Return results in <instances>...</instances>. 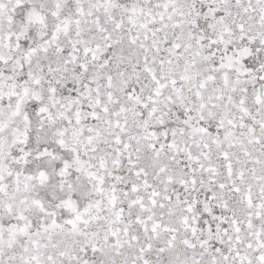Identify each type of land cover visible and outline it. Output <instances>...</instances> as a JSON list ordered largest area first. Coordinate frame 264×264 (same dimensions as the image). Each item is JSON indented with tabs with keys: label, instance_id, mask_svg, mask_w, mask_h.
Masks as SVG:
<instances>
[{
	"label": "snow or ice",
	"instance_id": "1",
	"mask_svg": "<svg viewBox=\"0 0 264 264\" xmlns=\"http://www.w3.org/2000/svg\"><path fill=\"white\" fill-rule=\"evenodd\" d=\"M0 264H264V0H0Z\"/></svg>",
	"mask_w": 264,
	"mask_h": 264
}]
</instances>
